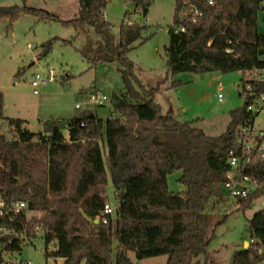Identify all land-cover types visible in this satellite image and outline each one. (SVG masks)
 Instances as JSON below:
<instances>
[{
	"label": "trees",
	"instance_id": "trees-1",
	"mask_svg": "<svg viewBox=\"0 0 264 264\" xmlns=\"http://www.w3.org/2000/svg\"><path fill=\"white\" fill-rule=\"evenodd\" d=\"M132 1L135 10L142 5L146 16L148 1ZM108 2L78 0V17L69 21L24 6L0 8V20L13 22L25 14L58 21L84 34L92 28L100 39L91 53L92 65L115 59L125 89L113 98L115 119L102 120L92 113L74 117L66 121L67 137L56 125L48 136H42L26 130L20 120L5 118L0 93V120L14 135L8 140L0 133L1 251L19 253L22 242L36 239L40 229L44 256L61 259V264H112L114 235L118 241L114 264H132L127 252L134 253L137 261L166 256L165 264H199L210 242L205 236L213 219L210 199L215 186L225 180L229 153L239 151V130L250 127L258 114L247 107L264 95V32L257 29L264 0H213L212 5L206 0H175L173 25L184 32L167 33L168 72L242 73L245 103L229 112L225 131L216 137L194 127V121L180 123L164 115L152 101L153 90L146 91L139 84L127 59L132 44L146 41L142 38L145 27L121 24L116 41L102 16ZM191 7L201 13L195 23L189 18ZM177 171L181 173L177 182L184 190L172 193L167 177ZM108 175L114 220L95 224L108 201ZM243 175L257 185L247 198H236L245 209L253 199L264 197V161ZM19 202L25 208L15 212L13 207ZM26 212L38 215L26 219ZM247 226L252 243L235 252L230 264L264 262V207ZM50 243L54 248L48 251Z\"/></svg>",
	"mask_w": 264,
	"mask_h": 264
},
{
	"label": "rangeland",
	"instance_id": "rangeland-1",
	"mask_svg": "<svg viewBox=\"0 0 264 264\" xmlns=\"http://www.w3.org/2000/svg\"><path fill=\"white\" fill-rule=\"evenodd\" d=\"M138 1H148L146 16L141 13L142 5L134 11L127 9V4L134 2L132 0H109L104 11L116 41L121 24L145 27L142 38H146V41L135 42L127 53V59L133 64L134 76L146 91L153 90L151 99L164 115H171L180 123L194 121L193 126L207 136H219L229 122V112L241 108L245 103L242 73L222 74L214 71L171 75L166 67L165 47L169 44L167 29L175 27V0ZM13 6L43 10L62 21L77 18L79 12L78 0H0V8ZM127 10L129 13L124 17ZM257 29L259 33L264 32V3L258 12ZM99 40L92 28H88L84 34L58 21L41 20L25 14L13 22L1 19L0 93L3 96V116L22 121L26 130L42 136H47L54 125L66 135V121L74 117L92 113L102 120L110 118L113 98L122 95L125 89L119 72L120 65L115 59L92 65L91 53ZM47 44L49 49L46 48ZM50 69L54 71V81L40 85L34 95L30 86L32 77L35 74L46 75ZM249 78L244 75V79ZM132 85L136 91L139 90L138 85ZM94 93L105 95L107 102L101 107L89 104L88 98ZM253 103L258 104L260 112L254 117L251 128L253 132L263 131L264 95ZM75 105H80V109H75ZM0 133L8 140L14 138L11 129L1 120ZM100 147L107 169L103 140ZM180 174L177 171L167 177L168 190L172 193L184 190L177 182ZM256 188L253 182L246 185L248 193ZM106 196V203L114 206L109 175ZM263 202L264 197L253 199L247 208L242 209L237 199L225 193L221 184L215 186L214 197L208 206L212 224L205 234L210 242L206 247V256L199 257V264H230L234 253L244 249L245 243L246 249L249 248L252 242L247 222L263 209ZM35 215L38 214L26 212L25 218ZM41 235L39 229L36 239L24 240L19 253L2 252L0 246V264H61V259L44 256ZM117 246L114 235L112 264ZM47 248L48 251L53 250L54 244L50 243ZM126 256L132 264H165L167 260L166 256H159L137 261L132 252H127Z\"/></svg>",
	"mask_w": 264,
	"mask_h": 264
},
{
	"label": "built area",
	"instance_id": "built-area-1",
	"mask_svg": "<svg viewBox=\"0 0 264 264\" xmlns=\"http://www.w3.org/2000/svg\"><path fill=\"white\" fill-rule=\"evenodd\" d=\"M208 5L213 4V0H206ZM104 19H106V14L102 13ZM201 16L200 11L191 7L189 18L192 23H195L197 18ZM172 31L173 33L184 32V29L181 27H171L167 29V33ZM261 74L264 76V70L261 71ZM55 79V74L53 70H48L46 75L35 74L31 81L30 86L33 89L32 93L37 94V88L40 85H44L50 82H53ZM107 97L105 95L94 93L91 94L88 98V103L95 106L101 107L107 102ZM261 100V98H259ZM256 100V101H259ZM75 109H80V105H75ZM247 111L255 114L260 112V108L257 103H253L247 107ZM116 114L112 113L110 118L115 119ZM82 126V125H81ZM237 143L239 144L238 152L229 153V170L225 173V180L221 183L225 193L232 198L245 199L248 196L246 185L252 182L248 177L243 175V171L250 169L257 163L264 161V130L253 132L251 126L247 128H241L238 132ZM4 206L0 202V215L2 214ZM25 208L24 203H16L13 207L14 211H21ZM114 206H110L108 203L103 205L100 216L97 218L98 223L107 224L108 218L114 216ZM30 264V263H28ZM264 264V262H262Z\"/></svg>",
	"mask_w": 264,
	"mask_h": 264
},
{
	"label": "water",
	"instance_id": "water-1",
	"mask_svg": "<svg viewBox=\"0 0 264 264\" xmlns=\"http://www.w3.org/2000/svg\"><path fill=\"white\" fill-rule=\"evenodd\" d=\"M135 7H136V3L135 2H131V3L127 4V9L130 10V11H134ZM44 54H46V52ZM159 138H160L159 143H163L162 137L159 136ZM263 206H264V204H263ZM94 223L97 224L98 220H95ZM244 249H246V243H245Z\"/></svg>",
	"mask_w": 264,
	"mask_h": 264
},
{
	"label": "crops",
	"instance_id": "crops-1",
	"mask_svg": "<svg viewBox=\"0 0 264 264\" xmlns=\"http://www.w3.org/2000/svg\"><path fill=\"white\" fill-rule=\"evenodd\" d=\"M69 120H70V119H69ZM67 121H68V120H67ZM65 127H66V126H65ZM65 127H64V128H65ZM64 132H66V135H64L65 133H64L63 135H64L65 137H67V131L64 130ZM49 134H50V133H49ZM49 134H48V135H49ZM48 135H47V136H48ZM263 204H264V202H263Z\"/></svg>",
	"mask_w": 264,
	"mask_h": 264
}]
</instances>
